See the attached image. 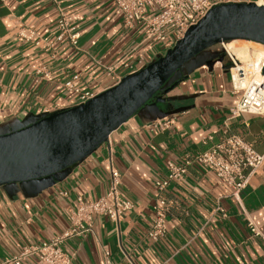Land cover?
<instances>
[{
    "label": "crops",
    "instance_id": "obj_1",
    "mask_svg": "<svg viewBox=\"0 0 264 264\" xmlns=\"http://www.w3.org/2000/svg\"><path fill=\"white\" fill-rule=\"evenodd\" d=\"M56 1L0 0V131L73 106L76 96L64 82L76 73L82 88L102 91L117 75L128 76L125 64L164 54L163 44L145 39V25L125 27L115 0ZM59 7L73 18L79 48L54 42ZM223 54L220 45L204 51L182 71L187 79L151 99L76 165L51 178L1 186L0 262L63 232L79 196L106 194L112 164L122 174V196L134 207L119 230L95 215L91 232L68 239L72 264H264V163L236 197L222 178L194 162L165 192L166 235L148 237L156 181L166 177L169 162L182 164L222 136L236 99ZM158 119L171 120L170 127L151 130ZM230 131L264 154V115L243 113L231 120Z\"/></svg>",
    "mask_w": 264,
    "mask_h": 264
},
{
    "label": "built area",
    "instance_id": "obj_2",
    "mask_svg": "<svg viewBox=\"0 0 264 264\" xmlns=\"http://www.w3.org/2000/svg\"><path fill=\"white\" fill-rule=\"evenodd\" d=\"M229 2L241 1L115 0V8L122 15L125 27L145 25V39L163 44L165 54L185 36L190 26L197 24L212 8ZM57 27L58 32L54 42L68 43L79 48L80 33L73 18L60 7ZM32 35L24 36L32 39ZM221 45L231 64L230 78L236 99L224 121L220 140L196 155L186 158L182 164L169 162L166 177L156 181L158 198L148 232V237L152 241H159L167 233L169 203L165 192L175 178L187 172L188 166L196 162L213 171L231 187L233 195L238 197L246 187L251 173L264 163V154L257 152L241 135L230 131L231 120L240 117L243 113L264 115V56L243 61L231 51L229 42H222ZM148 64L140 60L136 65L125 64V67L130 75L142 70ZM122 79L117 75L113 86ZM80 81L81 75L76 73L64 82L65 87L76 96L73 106L83 104L104 91L84 89ZM171 122V120L158 119L151 122L149 127L151 130H165L170 127ZM121 183V172L111 164L110 184L105 195L98 199H85L79 196L78 206L72 210L70 224L63 232L41 243L24 245L20 252L6 258L0 264H21L31 257L35 259L33 264H72L75 251L66 249L68 239L85 236L91 232L95 215L106 216L119 230L121 217L134 207L132 201L122 196ZM253 230L258 234L255 226ZM105 253L107 256L110 254L108 250Z\"/></svg>",
    "mask_w": 264,
    "mask_h": 264
},
{
    "label": "water",
    "instance_id": "obj_3",
    "mask_svg": "<svg viewBox=\"0 0 264 264\" xmlns=\"http://www.w3.org/2000/svg\"><path fill=\"white\" fill-rule=\"evenodd\" d=\"M243 39L264 44V4L229 2L212 8L164 55L79 105L45 113L0 131V187L51 178L84 160L207 49ZM226 58L225 53L220 61ZM230 63L228 67H230Z\"/></svg>",
    "mask_w": 264,
    "mask_h": 264
},
{
    "label": "bare ground",
    "instance_id": "obj_4",
    "mask_svg": "<svg viewBox=\"0 0 264 264\" xmlns=\"http://www.w3.org/2000/svg\"><path fill=\"white\" fill-rule=\"evenodd\" d=\"M259 4H263V3H259ZM240 40V39H237V40H233L231 42H229V48L231 49V51L233 53H235L240 59H242L243 61H248V60H251V58H259L261 56H264V44H261V43H256L258 44L259 46H262V48L260 49H257L256 51H252V52H247L244 48L242 47H237L235 45V43Z\"/></svg>",
    "mask_w": 264,
    "mask_h": 264
},
{
    "label": "rangeland",
    "instance_id": "obj_5",
    "mask_svg": "<svg viewBox=\"0 0 264 264\" xmlns=\"http://www.w3.org/2000/svg\"><path fill=\"white\" fill-rule=\"evenodd\" d=\"M233 41V40H232ZM228 42H231V41H228ZM257 42H254V41H250V40H243V39H240L238 40L235 45L237 47H242L244 48L247 52H252V51H256L257 49H260L262 48V46H259L258 44H256Z\"/></svg>",
    "mask_w": 264,
    "mask_h": 264
}]
</instances>
